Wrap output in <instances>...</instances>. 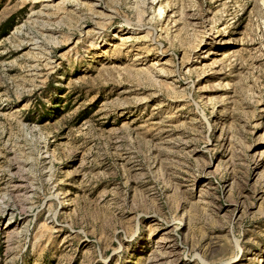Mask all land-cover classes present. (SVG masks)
Segmentation results:
<instances>
[{
	"label": "rangeland",
	"instance_id": "374dc122",
	"mask_svg": "<svg viewBox=\"0 0 264 264\" xmlns=\"http://www.w3.org/2000/svg\"><path fill=\"white\" fill-rule=\"evenodd\" d=\"M0 264H264V0H0Z\"/></svg>",
	"mask_w": 264,
	"mask_h": 264
}]
</instances>
